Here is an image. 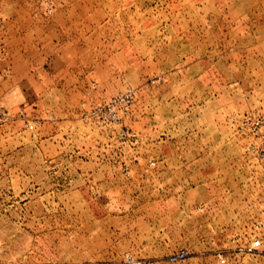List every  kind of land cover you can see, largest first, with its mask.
<instances>
[{"label": "rangeland", "instance_id": "rangeland-1", "mask_svg": "<svg viewBox=\"0 0 264 264\" xmlns=\"http://www.w3.org/2000/svg\"><path fill=\"white\" fill-rule=\"evenodd\" d=\"M0 264H264V0H0Z\"/></svg>", "mask_w": 264, "mask_h": 264}, {"label": "built area", "instance_id": "built-area-1", "mask_svg": "<svg viewBox=\"0 0 264 264\" xmlns=\"http://www.w3.org/2000/svg\"><path fill=\"white\" fill-rule=\"evenodd\" d=\"M115 119L117 120V119H119V117L117 115H115ZM260 246H261V241H260V239L257 238L254 241H252L250 250L251 249H257ZM184 256H185L184 252L183 251H180V252H178L176 254L170 255L168 257V260L171 261V262H173V261H177V260L183 259Z\"/></svg>", "mask_w": 264, "mask_h": 264}]
</instances>
